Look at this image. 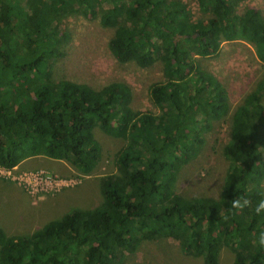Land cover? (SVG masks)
Returning <instances> with one entry per match:
<instances>
[{
    "label": "trees",
    "instance_id": "1",
    "mask_svg": "<svg viewBox=\"0 0 264 264\" xmlns=\"http://www.w3.org/2000/svg\"><path fill=\"white\" fill-rule=\"evenodd\" d=\"M242 0H199L194 21L182 0H0V166L45 155L69 159L92 175L103 159L100 128L124 140L116 171L101 176L103 200L75 207L30 235L0 226V264H121L139 241L175 238L204 264H264L256 235L264 230V71L233 111L229 161L218 197L177 192L182 168L204 142V132L230 110L228 89L197 57L219 52L226 40L254 44L264 66V14ZM98 15L114 33L109 49L120 62L162 61L163 79L149 87L159 113L135 109L124 81L101 88L53 79L61 53V10ZM264 68V67H263ZM233 200L247 206L233 208Z\"/></svg>",
    "mask_w": 264,
    "mask_h": 264
},
{
    "label": "rangeland",
    "instance_id": "2",
    "mask_svg": "<svg viewBox=\"0 0 264 264\" xmlns=\"http://www.w3.org/2000/svg\"><path fill=\"white\" fill-rule=\"evenodd\" d=\"M188 5L194 21L204 19L199 0H182ZM247 6L257 7L264 14V0H242L238 13ZM57 20L62 34L61 53L50 66L53 79L85 82L96 88L113 81H124L132 89V106L160 112L149 92L153 82L163 79L162 61L143 65L137 60L118 61L109 49L113 28L101 24L98 15L80 8L64 9ZM197 62L221 79L228 89L230 110L223 118L212 123L204 132V142L198 152L181 170L176 188L187 196L218 197L221 193L229 161L223 147L230 140L232 114L236 106L255 87L264 71L253 43L234 39L222 43L218 53ZM95 136L102 145L103 159L92 175L77 171L69 159H54L38 155L22 160L15 173L0 170V226L10 235H30L47 222L60 218L75 207L93 208L103 197L100 177L116 171L115 154L124 140L112 137L100 128ZM45 171L61 179L62 186L52 192L32 196L20 175ZM38 197V198H37ZM121 264H204L201 257L185 253L175 238L142 239L133 252H126ZM220 264H234L233 253L224 248Z\"/></svg>",
    "mask_w": 264,
    "mask_h": 264
},
{
    "label": "built area",
    "instance_id": "3",
    "mask_svg": "<svg viewBox=\"0 0 264 264\" xmlns=\"http://www.w3.org/2000/svg\"><path fill=\"white\" fill-rule=\"evenodd\" d=\"M15 168L16 166L12 169L0 166V170L7 171L8 173H15L17 170ZM17 179L25 184L26 188L32 196L39 195L43 192H52L60 188L63 182L61 179L52 177L51 175L47 174L44 170L37 173L20 175L19 177H17Z\"/></svg>",
    "mask_w": 264,
    "mask_h": 264
},
{
    "label": "clouds",
    "instance_id": "4",
    "mask_svg": "<svg viewBox=\"0 0 264 264\" xmlns=\"http://www.w3.org/2000/svg\"><path fill=\"white\" fill-rule=\"evenodd\" d=\"M248 201L247 200H243V202H241L240 200H233L232 201V207L233 208H240L243 206H247L248 205ZM255 211L257 214L264 212V200L259 201V203L257 204ZM256 243L261 246L264 247V230H260L257 235H256Z\"/></svg>",
    "mask_w": 264,
    "mask_h": 264
},
{
    "label": "crops",
    "instance_id": "5",
    "mask_svg": "<svg viewBox=\"0 0 264 264\" xmlns=\"http://www.w3.org/2000/svg\"><path fill=\"white\" fill-rule=\"evenodd\" d=\"M40 156V155H39ZM48 157V156H47ZM55 159V158H54Z\"/></svg>",
    "mask_w": 264,
    "mask_h": 264
}]
</instances>
